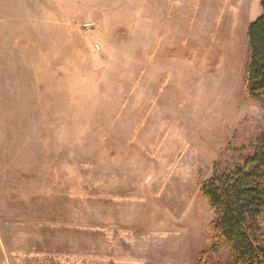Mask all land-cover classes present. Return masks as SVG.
I'll return each mask as SVG.
<instances>
[{"label":"rangeland","instance_id":"374dc122","mask_svg":"<svg viewBox=\"0 0 264 264\" xmlns=\"http://www.w3.org/2000/svg\"><path fill=\"white\" fill-rule=\"evenodd\" d=\"M261 13L0 0V264H231L202 189L264 135L246 87ZM136 150L160 178L127 196Z\"/></svg>","mask_w":264,"mask_h":264},{"label":"trees","instance_id":"16d2710c","mask_svg":"<svg viewBox=\"0 0 264 264\" xmlns=\"http://www.w3.org/2000/svg\"><path fill=\"white\" fill-rule=\"evenodd\" d=\"M248 30L250 61L247 93L264 100V0ZM202 193L214 211L212 233L223 243L231 264H264V135L232 171H215ZM217 253V249H213Z\"/></svg>","mask_w":264,"mask_h":264},{"label":"crops","instance_id":"0c3cea01","mask_svg":"<svg viewBox=\"0 0 264 264\" xmlns=\"http://www.w3.org/2000/svg\"><path fill=\"white\" fill-rule=\"evenodd\" d=\"M138 149V148H137ZM135 157H129L124 155V195H139L142 194L141 188L145 186V183L133 184V181H144L145 179L153 180L155 178H160L159 165L155 166L152 163V170L146 172V164L144 161V156L139 155V150L135 151ZM156 167V168H155ZM147 173V174H146ZM127 182V183H125ZM140 189V191H138ZM144 190V188H142Z\"/></svg>","mask_w":264,"mask_h":264}]
</instances>
